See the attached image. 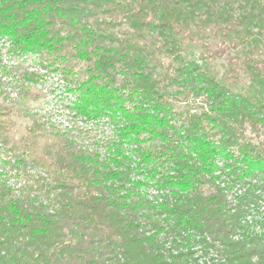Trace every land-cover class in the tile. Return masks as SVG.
<instances>
[{
  "label": "trees",
  "instance_id": "1",
  "mask_svg": "<svg viewBox=\"0 0 264 264\" xmlns=\"http://www.w3.org/2000/svg\"><path fill=\"white\" fill-rule=\"evenodd\" d=\"M0 264H264V0H0Z\"/></svg>",
  "mask_w": 264,
  "mask_h": 264
},
{
  "label": "rangeland",
  "instance_id": "2",
  "mask_svg": "<svg viewBox=\"0 0 264 264\" xmlns=\"http://www.w3.org/2000/svg\"><path fill=\"white\" fill-rule=\"evenodd\" d=\"M194 54L196 55V51H193ZM49 110H55L56 112L58 111V106L56 105H51L48 107ZM17 128H16V132L14 133L15 136H19L22 135L25 131V126H27L29 124V120L26 118H17Z\"/></svg>",
  "mask_w": 264,
  "mask_h": 264
}]
</instances>
